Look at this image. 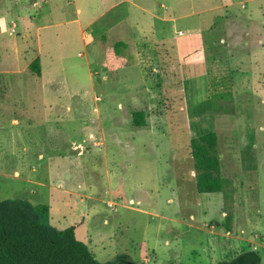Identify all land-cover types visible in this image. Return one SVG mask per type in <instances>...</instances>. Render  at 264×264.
I'll list each match as a JSON object with an SVG mask.
<instances>
[{"label": "rangeland", "instance_id": "rangeland-1", "mask_svg": "<svg viewBox=\"0 0 264 264\" xmlns=\"http://www.w3.org/2000/svg\"><path fill=\"white\" fill-rule=\"evenodd\" d=\"M199 2L0 0V201L47 206L101 264H264V0ZM204 130L224 193L195 189Z\"/></svg>", "mask_w": 264, "mask_h": 264}, {"label": "trees", "instance_id": "trees-1", "mask_svg": "<svg viewBox=\"0 0 264 264\" xmlns=\"http://www.w3.org/2000/svg\"><path fill=\"white\" fill-rule=\"evenodd\" d=\"M39 60L28 70L40 76ZM132 126L144 127V113H132ZM195 189L198 194L224 193L226 180L221 177L217 135L204 130L189 143ZM0 264H101L88 247L78 241L74 228L57 230L50 224L49 209L26 200L0 201ZM105 264H137L118 256ZM176 264V263H169ZM215 264H261L255 251L237 253L232 259Z\"/></svg>", "mask_w": 264, "mask_h": 264}, {"label": "crops", "instance_id": "crops-1", "mask_svg": "<svg viewBox=\"0 0 264 264\" xmlns=\"http://www.w3.org/2000/svg\"><path fill=\"white\" fill-rule=\"evenodd\" d=\"M202 1H203V0H200V2H199L198 4H200ZM227 1H228V0H221V2H225V3H226ZM196 3H197V2H196ZM225 3H224V4H225ZM224 4H223V5H220L219 7H224V6H225ZM228 5H229V4H228ZM214 8H215V7H214ZM214 8H213V9H214ZM210 9H211V8H210ZM213 9H212V10H213ZM155 18H156V17H155ZM183 57H184L183 55L179 54V58L181 59V61L184 59ZM35 59H36V58H35ZM35 59H34V60H35ZM37 59H38V58H37ZM136 59H137V58H136ZM192 59H194V58H192ZM38 60H39V59H38ZM39 65H40V63H39ZM132 67H134V68H138V67H140V65H139L137 62H135L134 64H132V65L129 66V67L126 66V67L120 68V71H121L122 69H128V68L131 69ZM67 110H68V108H67ZM13 123H16V120H13ZM82 123L85 124V125H87L86 127H88V124H87L85 121H82ZM131 124H132V123H131ZM92 136H93V132L90 131L88 137L92 139V138H93ZM44 157H45L44 154H42V153H39V154H38V158L43 159ZM56 157H57V155L49 154V155H47V160L50 161V162H52V161L56 162V161L58 160ZM48 209H49V208H48ZM49 219H50V212H49ZM234 243H236V242H234ZM241 243H242V242H241Z\"/></svg>", "mask_w": 264, "mask_h": 264}]
</instances>
